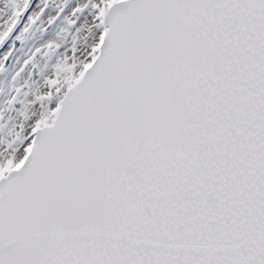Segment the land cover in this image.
<instances>
[{
  "label": "snow or ice",
  "instance_id": "1",
  "mask_svg": "<svg viewBox=\"0 0 264 264\" xmlns=\"http://www.w3.org/2000/svg\"><path fill=\"white\" fill-rule=\"evenodd\" d=\"M0 264H264V0H0Z\"/></svg>",
  "mask_w": 264,
  "mask_h": 264
}]
</instances>
